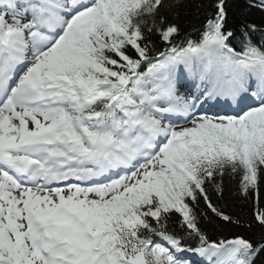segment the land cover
Returning a JSON list of instances; mask_svg holds the SVG:
<instances>
[{
    "label": "snow or ice",
    "instance_id": "1",
    "mask_svg": "<svg viewBox=\"0 0 264 264\" xmlns=\"http://www.w3.org/2000/svg\"><path fill=\"white\" fill-rule=\"evenodd\" d=\"M182 14L0 0V264H264V25ZM225 176L258 238L201 226L238 223L209 195Z\"/></svg>",
    "mask_w": 264,
    "mask_h": 264
},
{
    "label": "trees",
    "instance_id": "2",
    "mask_svg": "<svg viewBox=\"0 0 264 264\" xmlns=\"http://www.w3.org/2000/svg\"><path fill=\"white\" fill-rule=\"evenodd\" d=\"M201 0H186L187 15H181L180 23L184 30H190L198 22L195 19L194 12L196 5ZM207 4L208 0H202ZM228 21L230 27L238 26L242 20H246L259 25H264V12L259 9L245 10V0H226ZM183 13V9H181ZM236 182L230 177L225 176L223 179V196L218 197L216 193L209 189V195L212 202L226 214L232 216L233 220L238 223L226 224L218 217L212 216L211 221L202 222V227L213 236L245 235L248 237L258 238L261 234L260 227L254 222L253 212L257 207L255 198L252 200L235 195ZM259 207L264 208V182L261 183L259 192ZM211 216L212 214L209 213Z\"/></svg>",
    "mask_w": 264,
    "mask_h": 264
}]
</instances>
